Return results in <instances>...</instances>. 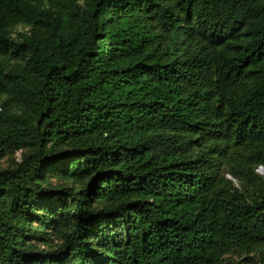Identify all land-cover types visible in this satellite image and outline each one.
Masks as SVG:
<instances>
[{
  "label": "trees",
  "instance_id": "16d2710c",
  "mask_svg": "<svg viewBox=\"0 0 264 264\" xmlns=\"http://www.w3.org/2000/svg\"><path fill=\"white\" fill-rule=\"evenodd\" d=\"M0 264H264V0H0Z\"/></svg>",
  "mask_w": 264,
  "mask_h": 264
},
{
  "label": "rangeland",
  "instance_id": "374dc122",
  "mask_svg": "<svg viewBox=\"0 0 264 264\" xmlns=\"http://www.w3.org/2000/svg\"><path fill=\"white\" fill-rule=\"evenodd\" d=\"M261 173H262V171H261Z\"/></svg>",
  "mask_w": 264,
  "mask_h": 264
},
{
  "label": "water",
  "instance_id": "95a60500",
  "mask_svg": "<svg viewBox=\"0 0 264 264\" xmlns=\"http://www.w3.org/2000/svg\"><path fill=\"white\" fill-rule=\"evenodd\" d=\"M262 173H263V171H262Z\"/></svg>",
  "mask_w": 264,
  "mask_h": 264
}]
</instances>
